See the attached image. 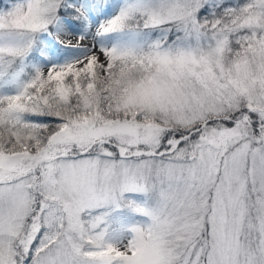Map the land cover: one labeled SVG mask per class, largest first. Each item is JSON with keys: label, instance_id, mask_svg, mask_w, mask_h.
Returning <instances> with one entry per match:
<instances>
[{"label": "snow or ice", "instance_id": "1", "mask_svg": "<svg viewBox=\"0 0 264 264\" xmlns=\"http://www.w3.org/2000/svg\"><path fill=\"white\" fill-rule=\"evenodd\" d=\"M0 264H264V0H0Z\"/></svg>", "mask_w": 264, "mask_h": 264}]
</instances>
